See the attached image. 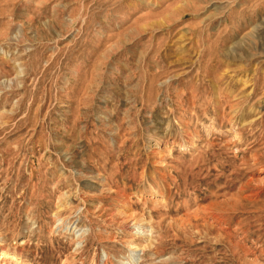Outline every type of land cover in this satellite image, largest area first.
<instances>
[{"label": "rangeland", "instance_id": "obj_1", "mask_svg": "<svg viewBox=\"0 0 264 264\" xmlns=\"http://www.w3.org/2000/svg\"><path fill=\"white\" fill-rule=\"evenodd\" d=\"M0 264H264V0H0Z\"/></svg>", "mask_w": 264, "mask_h": 264}, {"label": "bare ground", "instance_id": "obj_2", "mask_svg": "<svg viewBox=\"0 0 264 264\" xmlns=\"http://www.w3.org/2000/svg\"><path fill=\"white\" fill-rule=\"evenodd\" d=\"M134 225V224H133Z\"/></svg>", "mask_w": 264, "mask_h": 264}]
</instances>
